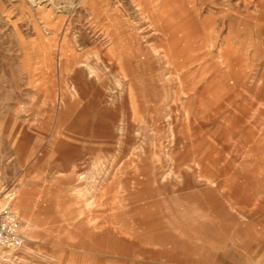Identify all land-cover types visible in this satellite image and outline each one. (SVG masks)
<instances>
[{
    "label": "rangeland",
    "instance_id": "obj_1",
    "mask_svg": "<svg viewBox=\"0 0 264 264\" xmlns=\"http://www.w3.org/2000/svg\"><path fill=\"white\" fill-rule=\"evenodd\" d=\"M6 203L0 264H264V0H0Z\"/></svg>",
    "mask_w": 264,
    "mask_h": 264
},
{
    "label": "built area",
    "instance_id": "obj_2",
    "mask_svg": "<svg viewBox=\"0 0 264 264\" xmlns=\"http://www.w3.org/2000/svg\"><path fill=\"white\" fill-rule=\"evenodd\" d=\"M24 242L19 212L8 203L0 204V249L20 248Z\"/></svg>",
    "mask_w": 264,
    "mask_h": 264
},
{
    "label": "crops",
    "instance_id": "obj_3",
    "mask_svg": "<svg viewBox=\"0 0 264 264\" xmlns=\"http://www.w3.org/2000/svg\"><path fill=\"white\" fill-rule=\"evenodd\" d=\"M259 17V16H258ZM199 166V165H198ZM86 192H91V190H89V189H84V188H76V190H75V192H74V194H75V196L77 197V199H79L78 201H80L81 203H83V207H89L90 205H92V203H93V201H91V200H89L90 198H88L87 200H86V198L85 199H82L81 197L83 196V195H87V193ZM15 207L16 208H18V209H20L21 211H22V213H24L25 211H24V208H23V204H22V200H21V198L19 199V200H17L16 202H15ZM17 209V210H18ZM180 209H182L181 207H180ZM19 211V210H18ZM178 213V212H177ZM33 235L35 236V234H34V231H33Z\"/></svg>",
    "mask_w": 264,
    "mask_h": 264
},
{
    "label": "bare ground",
    "instance_id": "obj_4",
    "mask_svg": "<svg viewBox=\"0 0 264 264\" xmlns=\"http://www.w3.org/2000/svg\"><path fill=\"white\" fill-rule=\"evenodd\" d=\"M183 1V0H182ZM184 3V2H183ZM180 4H182V3H180ZM185 6H186V3H185ZM184 6V7H185ZM188 7V6H187ZM180 8V7H179ZM186 8V7H185ZM181 11V10H180ZM184 12V11H183ZM185 16V15H184ZM168 20V19H167ZM171 20V19H170ZM21 248V247H20ZM5 249V248H4ZM15 249H17V248H15ZM10 252H8L7 254H9ZM7 254H4V252H3V254H2V256H4V255H7Z\"/></svg>",
    "mask_w": 264,
    "mask_h": 264
}]
</instances>
